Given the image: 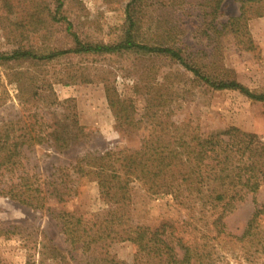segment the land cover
I'll return each mask as SVG.
<instances>
[{"label": "trees", "instance_id": "1", "mask_svg": "<svg viewBox=\"0 0 264 264\" xmlns=\"http://www.w3.org/2000/svg\"><path fill=\"white\" fill-rule=\"evenodd\" d=\"M223 2L127 0L118 39L96 43L80 39L73 23L64 15V0L0 1L5 17L14 16L16 20L21 16L20 22H0L5 42L11 46L0 51V72L7 84L15 86V100L27 112L25 119L0 121V197L43 211L51 198L58 203L73 199L77 183L83 178L95 182L104 205L100 211H60L53 215L69 246L68 260H73L70 253L76 252L83 264L217 263L213 242L220 236H230L224 219L245 196H253L264 184V136L235 127L203 134L190 121H172L171 107L175 85L180 81L190 84V89L210 93L236 91L264 103V85L260 91H250L221 64L223 38L229 37L242 50L253 49L248 21L264 16V0H237L238 13L224 22L220 20ZM193 13L197 22H182L183 17ZM55 26L64 27L69 41L65 48L41 49L30 43L33 35ZM189 26L193 28L191 36L199 44L204 42L202 47L187 46L184 38ZM124 55L161 59L178 70L165 74L162 81L151 74L137 78L131 93L142 98L139 117L131 97L121 96L113 87L105 90L115 119L114 129L123 134L147 129L148 134L135 149L89 152L63 168L64 176L54 175L49 183L42 182L23 161L24 151L43 145L57 152L67 150L87 139L90 131L79 124L75 114H60L49 120L45 112H37L40 102L51 111L61 105L55 98L54 84L77 80L70 73L49 80L46 68L75 58ZM133 184L149 195L169 196L185 217L177 226L164 222L154 229L134 223L130 192ZM261 226L264 204L253 211L242 234L234 239L254 247V252H264ZM257 231H262L259 237ZM12 233L0 229V236ZM125 242L132 248L131 263L118 260L109 251L112 244ZM37 243L38 264L45 260L66 264V256L47 236L42 235Z\"/></svg>", "mask_w": 264, "mask_h": 264}, {"label": "rangeland", "instance_id": "2", "mask_svg": "<svg viewBox=\"0 0 264 264\" xmlns=\"http://www.w3.org/2000/svg\"><path fill=\"white\" fill-rule=\"evenodd\" d=\"M126 1L64 0V15L73 23L74 30L81 40L110 43L120 36V29L125 20L123 7ZM238 7L237 0H224L220 20L224 22L236 15ZM2 11L0 10V22H20V15L15 20L14 16L5 17ZM194 15L195 13L193 16L183 17L182 22H197ZM63 28L55 26L36 33L30 38V43L41 49L65 48L69 41L64 36ZM187 29L188 36L184 38L187 46L202 47L204 42L199 44L190 34L193 28L189 26ZM248 29L253 49L242 50L237 48L229 37L223 38L221 64L233 72L241 85L250 91H260L264 85V16L250 19ZM10 48L5 42L0 26V51ZM174 72L178 70L164 60L135 55L75 58L48 66L46 74L49 80L59 78L64 73L75 75L77 80L75 83L54 84L53 92L61 105L56 111H51L44 106L45 103L40 102V110L37 112H45L49 120L60 114H75L79 124L90 129L89 137L60 152L45 145L35 146L31 151H24L23 161L35 170L39 180L49 183L54 175L55 178L61 174L64 176L66 171L63 168L69 167L76 158L89 152L103 153L114 148H137L140 139L148 134L147 129L137 134H123L115 130V119L107 105L105 90L107 87H113L121 96L131 97L136 116L139 117L143 101L141 97L131 93L137 78L151 74L157 81H162L161 78L165 74ZM174 91L172 121H190L203 134L235 127L246 133L264 136V103L250 100L236 91L210 93L198 88L190 89V84L183 85L182 81L176 83ZM15 95V86L7 84L0 72L1 122L25 119L27 112L17 104ZM32 112L34 111L29 113ZM130 192L131 216L134 223L154 229L164 222H172L177 226L185 217L184 211L169 196L149 195L138 184H133ZM263 204L264 184L253 196L247 195L235 205L224 219L226 232L230 236H220L213 242L218 253V261L215 264H264L263 251L254 252V247L238 243L234 239L242 234L253 211ZM103 206L99 200L96 183L90 178H83L77 183L76 196L73 199L58 203L51 198L43 211H34L0 197V229L13 232L8 236H0L1 263L38 264L40 246L37 242L45 235L66 256V264H83L76 252L70 253L74 259L68 260L69 254L66 252L69 251V246L64 242L53 215L60 211L89 214L100 211ZM260 230L264 231V226H261ZM256 233L259 237L262 231ZM109 251L120 261L132 262V248L129 243L112 244ZM42 264L65 263L59 260H45Z\"/></svg>", "mask_w": 264, "mask_h": 264}]
</instances>
